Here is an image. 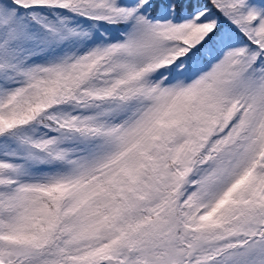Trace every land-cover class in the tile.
Returning a JSON list of instances; mask_svg holds the SVG:
<instances>
[{
    "label": "snow or ice",
    "instance_id": "6c2138e0",
    "mask_svg": "<svg viewBox=\"0 0 264 264\" xmlns=\"http://www.w3.org/2000/svg\"><path fill=\"white\" fill-rule=\"evenodd\" d=\"M0 264H264V0H0Z\"/></svg>",
    "mask_w": 264,
    "mask_h": 264
}]
</instances>
